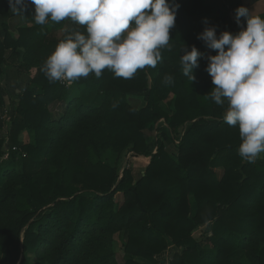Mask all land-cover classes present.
Listing matches in <instances>:
<instances>
[{"label": "trees", "instance_id": "16d2710c", "mask_svg": "<svg viewBox=\"0 0 264 264\" xmlns=\"http://www.w3.org/2000/svg\"><path fill=\"white\" fill-rule=\"evenodd\" d=\"M175 2L180 7L171 50H162L155 68L138 70L132 79L105 70L100 78L76 81L71 95L41 70L70 32L51 34L67 20L37 25L30 4L23 13L29 26L13 34L3 24L0 82L6 66L19 74L36 69L10 119L4 159L0 138V250L8 264H24L28 253L36 258L31 264H118L112 236L122 230L123 264H140L137 258L159 264L157 257L171 245L183 250L169 264H264V153L254 163L238 154L239 129L222 119L227 102L217 105L207 96L213 88L208 57L218 50L198 38L206 27L215 26L217 35L246 28L245 18L241 24L235 19L242 4ZM10 8L9 0H0V18L11 17ZM193 46L202 55L190 83L180 61ZM165 75L174 82L162 83ZM129 95L146 104L132 107ZM57 101L64 107L53 115L48 105ZM160 121L166 126L156 128ZM4 125L0 117V131ZM151 127L160 134L155 152L145 137ZM25 130L34 142L19 140ZM126 151L150 157L138 179L128 169L119 177L114 164L92 158L95 153L118 160ZM118 193L122 202L115 199ZM204 224L211 235L198 241L194 231Z\"/></svg>", "mask_w": 264, "mask_h": 264}, {"label": "clouds", "instance_id": "9594fccd", "mask_svg": "<svg viewBox=\"0 0 264 264\" xmlns=\"http://www.w3.org/2000/svg\"><path fill=\"white\" fill-rule=\"evenodd\" d=\"M34 22L45 25L69 20L79 26L70 31L47 57L42 71L49 82L72 83L105 70L116 78L132 79L138 70L155 68L162 50L170 47L171 30L180 7L175 0H30ZM11 11L24 16L26 0H9ZM247 26L238 33L206 27L199 39L218 50L208 57L206 71L212 77L207 94L227 109L223 121L238 127V154L254 163L264 153V15L249 8L236 9L235 19ZM83 30H80V29ZM201 52L193 46L181 55L182 74L192 83ZM172 75L162 83L172 84ZM113 107H116L114 104Z\"/></svg>", "mask_w": 264, "mask_h": 264}, {"label": "rangeland", "instance_id": "374dc122", "mask_svg": "<svg viewBox=\"0 0 264 264\" xmlns=\"http://www.w3.org/2000/svg\"><path fill=\"white\" fill-rule=\"evenodd\" d=\"M27 6L32 4L30 0H26ZM11 11V8H10ZM9 21H5L4 19L0 18V34L1 36L5 35V30L3 27V24H7L9 30L11 33L16 34L17 29L23 26H29L30 22L25 19V17L17 16L11 11V17ZM77 25L73 24L71 21L67 20L66 23L60 27V29H57L53 31L51 34L55 38H60L66 30L72 31L74 28H76ZM8 53V52H7ZM18 69L16 67H5L4 69V79L0 82V91L2 94L3 104L0 105V117L5 120L4 129L0 131V138L3 139L4 144L2 147L3 155L2 159L7 158L10 150L9 145V126H10V119L15 114V109L18 106L19 97L21 93L24 91V89L28 86V84L31 82V80L34 77V74L36 72V69H32L28 73H21L19 74ZM67 92L71 95L74 93H77V88L75 82L71 85H65ZM128 103L136 108L140 109L143 105L146 104L145 100L140 96H133L129 95L127 97ZM64 105L61 103L53 102L48 105V109L51 110L53 115H60L63 110ZM164 108L168 110V106L166 102H164ZM166 124L162 121H160L156 128L165 127ZM145 137L148 142V146L152 152H155L157 149L156 140L159 137V131L157 129L151 127L145 129ZM158 136V137H157ZM34 135L29 130H25L20 135V141L23 143L28 142H34ZM167 150L173 151L174 150V144L171 141H166ZM261 156L258 158L260 159ZM92 158L95 160L97 159H104L109 161L110 164H114L118 170L119 177L122 176L124 170L128 169L130 170L134 177L138 179L144 172L145 167L149 164L150 157L144 156V155H135L131 152H124L122 156L118 160L110 159L108 155H102L99 156L98 154H93ZM219 176L222 175L223 170L220 168H217L215 170ZM122 194L118 193L115 196V199L118 202H122ZM194 237L198 241H204L208 236L211 235V228L210 225L204 224L197 228L194 231ZM127 240V233L126 230L119 231L115 233L112 236V249L116 255V261L118 264H123L127 258V255L124 251V245ZM183 250V247L176 248L174 245H171L167 248L166 251H164L161 255H159L157 260L160 261L159 264H169L171 258L176 252H181ZM36 260L35 255L28 253L25 257L24 264H31ZM137 260L140 262V264H151L147 260H143L142 258H137ZM0 264H8L7 257L1 252L0 250ZM21 264V261L19 262Z\"/></svg>", "mask_w": 264, "mask_h": 264}, {"label": "crops", "instance_id": "0c3cea01", "mask_svg": "<svg viewBox=\"0 0 264 264\" xmlns=\"http://www.w3.org/2000/svg\"><path fill=\"white\" fill-rule=\"evenodd\" d=\"M234 4L241 3L242 6H245L250 9L253 15H264V0H231ZM5 21H9L10 18H1Z\"/></svg>", "mask_w": 264, "mask_h": 264}, {"label": "built area", "instance_id": "2783aa9c", "mask_svg": "<svg viewBox=\"0 0 264 264\" xmlns=\"http://www.w3.org/2000/svg\"><path fill=\"white\" fill-rule=\"evenodd\" d=\"M62 82V84H64V85H67V82H63V81H61ZM69 85V84H68Z\"/></svg>", "mask_w": 264, "mask_h": 264}]
</instances>
